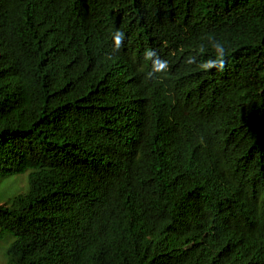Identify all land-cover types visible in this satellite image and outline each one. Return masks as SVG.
<instances>
[{
    "label": "trees",
    "instance_id": "1",
    "mask_svg": "<svg viewBox=\"0 0 264 264\" xmlns=\"http://www.w3.org/2000/svg\"><path fill=\"white\" fill-rule=\"evenodd\" d=\"M22 174L5 264H264V0H0Z\"/></svg>",
    "mask_w": 264,
    "mask_h": 264
},
{
    "label": "rangeland",
    "instance_id": "2",
    "mask_svg": "<svg viewBox=\"0 0 264 264\" xmlns=\"http://www.w3.org/2000/svg\"><path fill=\"white\" fill-rule=\"evenodd\" d=\"M26 190V175H12L0 183V204L6 203L12 197ZM6 238L0 242V264H5V250L8 246Z\"/></svg>",
    "mask_w": 264,
    "mask_h": 264
},
{
    "label": "clouds",
    "instance_id": "3",
    "mask_svg": "<svg viewBox=\"0 0 264 264\" xmlns=\"http://www.w3.org/2000/svg\"><path fill=\"white\" fill-rule=\"evenodd\" d=\"M123 38V33L122 32H115L113 34V43L118 47L119 44H120V41L121 39ZM148 55H151V53H149ZM166 61H155L154 64V68H153V71H159L160 69H163L166 67ZM216 62L215 61H212V62H209L208 66L211 67L213 64H215ZM219 63L222 65L223 64V61H219Z\"/></svg>",
    "mask_w": 264,
    "mask_h": 264
}]
</instances>
